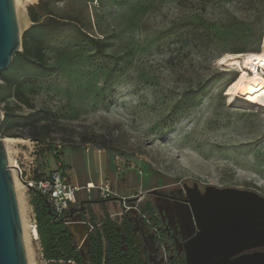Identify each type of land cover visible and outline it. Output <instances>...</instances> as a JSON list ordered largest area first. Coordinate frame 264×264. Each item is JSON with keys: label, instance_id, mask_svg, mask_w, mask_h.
<instances>
[{"label": "rangeland", "instance_id": "rangeland-1", "mask_svg": "<svg viewBox=\"0 0 264 264\" xmlns=\"http://www.w3.org/2000/svg\"><path fill=\"white\" fill-rule=\"evenodd\" d=\"M38 1L22 0L24 29ZM42 1L66 26L43 47L49 76L20 67L0 76V112L9 115L0 139H15L11 161L23 179L59 169L79 189L65 222L83 255L84 233L109 217L127 220L152 264H185L188 206L147 192L181 196L196 183L264 196V112L224 95L238 70L218 62L259 48L264 0ZM209 79L216 83L201 102L188 104L186 92ZM107 182L109 196L99 189ZM24 194L31 227L33 195ZM29 235L28 227L31 264H45Z\"/></svg>", "mask_w": 264, "mask_h": 264}, {"label": "trees", "instance_id": "trees-1", "mask_svg": "<svg viewBox=\"0 0 264 264\" xmlns=\"http://www.w3.org/2000/svg\"><path fill=\"white\" fill-rule=\"evenodd\" d=\"M27 12L32 24L24 31L21 38V51L13 54L9 70L0 72V76L3 75L5 80L6 72L19 67L20 74L23 76L46 77L53 71V67L43 63L42 50L44 45L59 40L66 22L53 17L42 0L38 1L35 9L33 6L28 7ZM87 38L96 46V52L102 54L103 44L93 37ZM215 83L216 80L209 79L196 89L188 90L186 92L188 104L197 106ZM8 117L9 115L5 114L2 124ZM44 128L46 126L42 125L37 132L43 131ZM31 137L34 140L39 139L36 135ZM31 192L36 231L46 264H151L148 257L143 256L139 247L134 245V235L126 219H123L120 224L109 217L102 219L99 223L93 221L92 229L84 240L87 252L83 255L75 245L74 237L65 221L55 218L43 195L37 191Z\"/></svg>", "mask_w": 264, "mask_h": 264}, {"label": "water", "instance_id": "water-1", "mask_svg": "<svg viewBox=\"0 0 264 264\" xmlns=\"http://www.w3.org/2000/svg\"><path fill=\"white\" fill-rule=\"evenodd\" d=\"M21 38L22 32L18 26L14 0H0V72L10 65L13 54L21 50ZM2 120L0 112V125ZM183 189V196L156 190L148 191L147 194L175 200L188 206L190 220L194 219L196 229L200 231L196 235L197 242L193 249H190V242L195 235L190 229L186 239L181 242L185 264H207L208 258L196 254V250L205 249L207 231L209 228L241 222L247 202L250 201L246 196L253 192L235 187L207 185L204 193H200L196 183L193 187L184 183ZM253 195L262 198L257 193ZM73 210L70 209L69 216ZM89 232L88 229L84 233V238ZM0 264H28L15 187L3 139H0ZM237 264H264V256L245 259Z\"/></svg>", "mask_w": 264, "mask_h": 264}, {"label": "bare ground", "instance_id": "bare-ground-1", "mask_svg": "<svg viewBox=\"0 0 264 264\" xmlns=\"http://www.w3.org/2000/svg\"><path fill=\"white\" fill-rule=\"evenodd\" d=\"M14 2L18 26L20 31H22L27 25V16L25 9L22 8V0H14ZM218 62L220 64L229 62L231 66H235L238 70L236 76L225 86L224 95L230 100L241 102L253 107L257 111L264 112V21L262 26V39L257 50L243 53H227L220 57ZM14 141L15 139L9 137L3 139L15 187L27 262L31 264V252L28 248L29 245L27 246L28 227L30 228L29 236L32 241L38 240V234L33 224L30 227L28 223V205L24 194L25 187L16 172L17 170H15L17 164L11 161L9 156Z\"/></svg>", "mask_w": 264, "mask_h": 264}, {"label": "flooded vegetation", "instance_id": "flooded-vegetation-1", "mask_svg": "<svg viewBox=\"0 0 264 264\" xmlns=\"http://www.w3.org/2000/svg\"><path fill=\"white\" fill-rule=\"evenodd\" d=\"M189 187H193V184ZM197 189L200 193H204L205 186L199 187L197 185ZM242 190L257 193L262 198H257L253 193H249L246 197L250 201L247 202L244 218L241 222L209 228L206 235L205 249L196 250L198 256L209 259L207 264H237L242 263L245 259L264 256V196L256 190ZM199 231L196 229L194 219L191 218L190 232L194 233L195 236L190 242V249H193V246L196 245V235ZM134 245L139 247L135 242ZM181 250L184 254L183 248ZM139 251L149 259V256L140 247Z\"/></svg>", "mask_w": 264, "mask_h": 264}, {"label": "built area", "instance_id": "built-area-1", "mask_svg": "<svg viewBox=\"0 0 264 264\" xmlns=\"http://www.w3.org/2000/svg\"><path fill=\"white\" fill-rule=\"evenodd\" d=\"M57 148H60L58 145ZM17 173L22 179L23 184L25 185L28 191H37L43 195L49 205V208L53 211L55 218H63L64 221L72 207L76 206L78 203V191L79 189L71 185L64 173L59 170H53L47 175L39 178H27L23 179V171L17 166ZM92 187L88 186L86 188L89 191ZM102 190L105 196H109L112 193L109 183L102 184L99 187ZM68 225L67 222H65ZM33 227L37 230V225L35 219H33ZM92 226L89 230L91 231ZM39 241V240H37ZM46 264V263H45Z\"/></svg>", "mask_w": 264, "mask_h": 264}, {"label": "crops", "instance_id": "crops-1", "mask_svg": "<svg viewBox=\"0 0 264 264\" xmlns=\"http://www.w3.org/2000/svg\"><path fill=\"white\" fill-rule=\"evenodd\" d=\"M90 183H88V185H89ZM85 238L83 237V240H84ZM81 241H82V239H81Z\"/></svg>", "mask_w": 264, "mask_h": 264}]
</instances>
